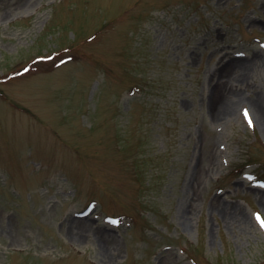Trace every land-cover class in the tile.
Segmentation results:
<instances>
[{
	"label": "rangeland",
	"instance_id": "obj_1",
	"mask_svg": "<svg viewBox=\"0 0 264 264\" xmlns=\"http://www.w3.org/2000/svg\"><path fill=\"white\" fill-rule=\"evenodd\" d=\"M262 225L264 0H0V264H264Z\"/></svg>",
	"mask_w": 264,
	"mask_h": 264
},
{
	"label": "snow or ice",
	"instance_id": "obj_2",
	"mask_svg": "<svg viewBox=\"0 0 264 264\" xmlns=\"http://www.w3.org/2000/svg\"><path fill=\"white\" fill-rule=\"evenodd\" d=\"M247 111H245V116L247 117ZM256 219L258 220V221H260L261 220V216L259 215V214H257L256 215ZM262 226H264V225H262Z\"/></svg>",
	"mask_w": 264,
	"mask_h": 264
},
{
	"label": "trees",
	"instance_id": "obj_3",
	"mask_svg": "<svg viewBox=\"0 0 264 264\" xmlns=\"http://www.w3.org/2000/svg\"><path fill=\"white\" fill-rule=\"evenodd\" d=\"M51 56H53V54H49V55L45 56L44 58L51 57ZM260 174H261V173H260ZM256 176H257V175H256Z\"/></svg>",
	"mask_w": 264,
	"mask_h": 264
}]
</instances>
